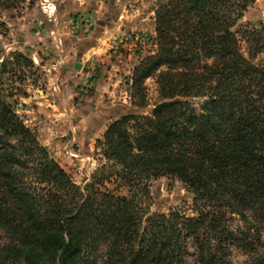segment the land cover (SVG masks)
I'll return each instance as SVG.
<instances>
[{"label":"trees","instance_id":"16d2710c","mask_svg":"<svg viewBox=\"0 0 264 264\" xmlns=\"http://www.w3.org/2000/svg\"><path fill=\"white\" fill-rule=\"evenodd\" d=\"M253 2L158 5L131 91L142 110L154 77L159 102L116 118L84 186L15 112L0 62V264H236L235 251L264 264V20L241 24ZM164 177L192 195L189 214L146 206Z\"/></svg>","mask_w":264,"mask_h":264},{"label":"rangeland","instance_id":"374dc122","mask_svg":"<svg viewBox=\"0 0 264 264\" xmlns=\"http://www.w3.org/2000/svg\"><path fill=\"white\" fill-rule=\"evenodd\" d=\"M163 1L0 0V62H9L3 86L18 116L79 186L106 163L98 140L116 118L133 110L149 115L159 102L154 77L145 81L142 110L133 108L140 102L131 86L134 69L157 51L155 10ZM262 20L264 0H255L241 24ZM150 195L152 212L190 213L192 195L177 179L153 181ZM233 260L248 258L235 251Z\"/></svg>","mask_w":264,"mask_h":264},{"label":"water","instance_id":"95a60500","mask_svg":"<svg viewBox=\"0 0 264 264\" xmlns=\"http://www.w3.org/2000/svg\"><path fill=\"white\" fill-rule=\"evenodd\" d=\"M69 68H71V66H68ZM73 68L75 70H81L82 69V63H81V56L79 55L77 58V62L74 64Z\"/></svg>","mask_w":264,"mask_h":264},{"label":"crops","instance_id":"0c3cea01","mask_svg":"<svg viewBox=\"0 0 264 264\" xmlns=\"http://www.w3.org/2000/svg\"><path fill=\"white\" fill-rule=\"evenodd\" d=\"M70 69V68H69Z\"/></svg>","mask_w":264,"mask_h":264}]
</instances>
